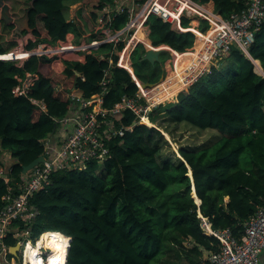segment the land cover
Masks as SVG:
<instances>
[{
	"label": "trees",
	"instance_id": "16d2710c",
	"mask_svg": "<svg viewBox=\"0 0 264 264\" xmlns=\"http://www.w3.org/2000/svg\"><path fill=\"white\" fill-rule=\"evenodd\" d=\"M65 1L35 0L26 9L37 41L63 39L70 31L62 12ZM110 1L80 0V18L90 40L101 37L106 20H100L97 9ZM194 1L213 2L224 18L240 12L245 2ZM148 25L155 47L163 45L183 53L193 46L192 33L174 32L155 16ZM9 27L14 29V25ZM182 27L188 28L187 21H182ZM138 49L141 55L134 59ZM4 52L0 38V54ZM144 54L141 46L133 52L134 74L143 83H156L161 68L141 61ZM249 54L264 70V27L256 33ZM225 60L181 92L178 103L163 113L171 123L216 132L218 138L212 145L180 148L183 161L178 165L162 159L155 145L159 132L153 130L159 118L150 114L153 121L147 118L143 123L150 128L134 126L111 143L114 156L105 161L101 174L97 173L101 166L94 161L82 171L56 173L47 192L31 199L38 214L28 225L30 236L22 240L14 257L18 264H176L182 258L187 264H198L190 252L171 245L189 238L205 250H218V241L202 233L198 211L214 230L230 228L238 236L259 198H264V81L239 50L231 49ZM106 67L107 62L92 55L82 63H69L63 72L54 71L45 58H31L23 67L0 61V155L10 153L13 179L18 180L22 168L43 154L39 140L54 134L55 121L69 112L67 92L76 87L85 97L97 93ZM74 71L82 73L85 81ZM24 72L38 74L29 96L43 100L46 113L26 97L12 95L15 76ZM135 91L128 73L113 68L104 106L110 108L122 95ZM117 120L130 126L134 117L125 112ZM6 189L0 180V206ZM149 201H157L163 223L157 222ZM65 237L71 238L68 246ZM6 243L13 246L16 240L10 236ZM192 249L197 254L198 248Z\"/></svg>",
	"mask_w": 264,
	"mask_h": 264
},
{
	"label": "built area",
	"instance_id": "2783aa9c",
	"mask_svg": "<svg viewBox=\"0 0 264 264\" xmlns=\"http://www.w3.org/2000/svg\"><path fill=\"white\" fill-rule=\"evenodd\" d=\"M97 13L100 20H106L100 30L101 37L89 41L82 38L78 42L72 32L71 37L66 34L63 39L37 41L31 32L16 34L13 28L0 21V38L5 50L0 54L1 62H12L23 67L31 58H45L56 72H63L69 63H82L88 55L94 56L99 62H107L97 93L85 97L76 87L67 92L69 112L55 121L57 127L54 134L39 140L43 147L41 156L44 162L15 180L11 177V164L7 163L11 161L10 153L3 152L0 155V180L7 186L0 206V264H12L11 248L19 244L20 249L22 240L30 236L28 225L38 214L31 199L47 192L54 174L85 170L92 161L103 166L105 161L114 156L111 148L113 141L132 131L134 126L149 127L142 123L145 116L149 119L155 108L174 100L184 89H189L200 77L208 74L212 67H218L231 49L239 50L250 60L254 72L264 81L262 66L260 71H256V60L249 54L256 33L264 27V0H245L244 8L240 12L231 13L227 18L215 10L211 1L202 3L194 0H112L100 5ZM151 16L168 23L174 32L192 33L193 46L183 53L163 45L153 46L148 25ZM182 21H187L188 28L182 27ZM196 41L201 43L199 50L195 49ZM12 43H16L14 48ZM31 44L32 47H29ZM138 46L145 53L149 50H163L167 54V58L158 63L162 71L158 82L143 83L135 76L132 54ZM188 52L196 53V57L186 70L190 74L185 78V86L173 99L165 100L163 95L166 89L160 85L175 70L177 54ZM113 68L126 71L136 91L134 95H122L112 107L107 108L104 106V96L112 79ZM74 75L85 81L82 73L74 71ZM15 78L17 83L12 89V95L26 97L31 104L46 113L45 102L29 96L30 89L39 79L38 74L24 72ZM125 112L132 113L134 117L130 126H124L121 120H117ZM197 217L200 219L202 233L218 241V250L210 251L192 239H186L202 252L203 261L199 264H262L264 198H259L253 215L242 224L238 236L230 228L214 230L210 220L199 211ZM10 236L16 240L13 246L6 243Z\"/></svg>",
	"mask_w": 264,
	"mask_h": 264
},
{
	"label": "rangeland",
	"instance_id": "374dc122",
	"mask_svg": "<svg viewBox=\"0 0 264 264\" xmlns=\"http://www.w3.org/2000/svg\"><path fill=\"white\" fill-rule=\"evenodd\" d=\"M30 2L31 1L29 0H11L10 4L12 5L13 10L17 13L16 17L23 16L24 10L28 9V7L31 6ZM62 12L67 23L69 24L70 31L74 33L76 36V41L78 42L82 38H85L86 41H89L91 37L80 18V14H81L80 0H66L64 2V7ZM11 46L14 48L16 46V43H12ZM140 55H141V49L140 50L138 49V51L134 55V59H138ZM177 55H179V53ZM166 58H167V54L164 52L159 55L160 61H164ZM176 62H178L179 64L180 62L179 56H177ZM225 62L226 60L223 63ZM187 90L188 88H186V90L184 89V92ZM177 103H178L177 97H175L174 100H171L165 105L163 106L161 105L160 107L155 108L154 112L152 113V116H154L155 118H159L157 120V123H154L156 128L153 127V130L156 131L157 133L159 132V130L161 131V133L159 132L155 140V145L157 146L158 149H160V157L162 159L170 160L176 165H178L179 162L181 161L179 156L180 148L186 150L202 149L204 146L212 145V143H214L215 140L218 138V134L211 130L201 131L186 124L171 123L167 115H164L163 113L167 110V108L171 106V104L175 105ZM160 112H163L162 113L163 115L159 114ZM149 119L153 121L151 118ZM162 132H166L169 139H166ZM102 172L103 170L101 166V168L97 171V173L101 174ZM156 202L157 201H152V202L149 201V205L154 208V216L156 217L157 222L161 224L164 222L162 217V211L160 207H156L157 206ZM196 204L200 205V203H196ZM171 245L175 250L181 252L183 250H186L187 252H190L193 255V257L199 261V263L203 261L202 252L198 250L196 254L192 249L194 248L193 245L187 242V240L182 239L181 244L172 243ZM191 250L193 251L191 252ZM11 261L12 264H18L14 256H11ZM176 264H187V262L185 258H182ZM262 264H264V254L262 255Z\"/></svg>",
	"mask_w": 264,
	"mask_h": 264
},
{
	"label": "water",
	"instance_id": "95a60500",
	"mask_svg": "<svg viewBox=\"0 0 264 264\" xmlns=\"http://www.w3.org/2000/svg\"><path fill=\"white\" fill-rule=\"evenodd\" d=\"M35 0H31L30 5L32 6ZM0 21L3 22L6 26L14 25V31L16 34H23V32H31V28L29 27V16L28 11L24 17L19 18L15 17L11 14L10 6L4 0H0ZM163 53V50H149L142 57L141 61L148 62L150 65L154 66L158 64L160 59L159 55ZM182 160V159H181ZM183 161V160H182ZM44 162V158L42 156L36 158L28 165L22 168V174H26L29 172L34 166ZM193 190V188H192ZM19 244L13 246L10 250V254L15 258L18 256Z\"/></svg>",
	"mask_w": 264,
	"mask_h": 264
},
{
	"label": "bare ground",
	"instance_id": "6f19581e",
	"mask_svg": "<svg viewBox=\"0 0 264 264\" xmlns=\"http://www.w3.org/2000/svg\"><path fill=\"white\" fill-rule=\"evenodd\" d=\"M194 23H196V21ZM200 47H201V43L199 41H196L195 49L199 50ZM177 56H179L180 62L179 64L178 62H175V71L170 72L167 77V80L163 81L160 85L161 88L164 87L166 89L163 95V98L165 100L173 99L177 95L178 91L181 90L183 86H185L184 78H186L190 74L187 73L186 70L189 67V64L192 62V60L196 57V53L194 52H188L184 54L179 53V55ZM255 65L257 67L256 71H260L261 65L258 60L255 61ZM182 79L184 80L182 81ZM146 121H147V117L145 116L142 119V123H145Z\"/></svg>",
	"mask_w": 264,
	"mask_h": 264
},
{
	"label": "crops",
	"instance_id": "0c3cea01",
	"mask_svg": "<svg viewBox=\"0 0 264 264\" xmlns=\"http://www.w3.org/2000/svg\"><path fill=\"white\" fill-rule=\"evenodd\" d=\"M11 2V1H10ZM10 2L8 1V4H9V6H10V11H11V14L13 15L14 13H16L14 10H13V8H12V5L10 4ZM213 3V2H212ZM17 14V13H16ZM16 17V16H15ZM20 18V17H19ZM71 31H69V33H67V36H69V37H71V36H73L71 33H70ZM185 69V68H184ZM184 69H182V70H184ZM181 70V71H182ZM185 79V78H184ZM184 79H182V81L184 80ZM4 155V154H3ZM9 157V156H8ZM8 162H11L10 160L9 161H7V163Z\"/></svg>",
	"mask_w": 264,
	"mask_h": 264
},
{
	"label": "clouds",
	"instance_id": "9594fccd",
	"mask_svg": "<svg viewBox=\"0 0 264 264\" xmlns=\"http://www.w3.org/2000/svg\"><path fill=\"white\" fill-rule=\"evenodd\" d=\"M64 239H65L66 246H68V242L70 241L71 238L70 237H65Z\"/></svg>",
	"mask_w": 264,
	"mask_h": 264
},
{
	"label": "flooded vegetation",
	"instance_id": "af4514ba",
	"mask_svg": "<svg viewBox=\"0 0 264 264\" xmlns=\"http://www.w3.org/2000/svg\"><path fill=\"white\" fill-rule=\"evenodd\" d=\"M8 1L10 2L11 0H8ZM27 11H28V10H24V14H23V16H21L20 18L24 17L25 14L27 13ZM13 16H16V13H14ZM28 16H29V13H28Z\"/></svg>",
	"mask_w": 264,
	"mask_h": 264
}]
</instances>
